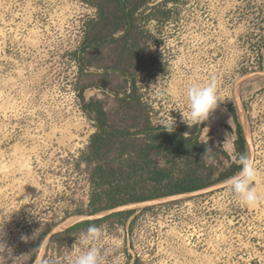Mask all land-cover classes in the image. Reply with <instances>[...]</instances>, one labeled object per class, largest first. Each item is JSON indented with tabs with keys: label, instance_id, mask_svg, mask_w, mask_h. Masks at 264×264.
<instances>
[{
	"label": "rangeland",
	"instance_id": "obj_1",
	"mask_svg": "<svg viewBox=\"0 0 264 264\" xmlns=\"http://www.w3.org/2000/svg\"><path fill=\"white\" fill-rule=\"evenodd\" d=\"M131 2L142 3L135 56L126 31H114L117 0H0V240L11 249L0 264H63L92 225L103 232L105 264H264V0ZM213 77L222 101L189 125L177 109L187 116L186 88ZM90 100L102 103L109 129L127 132L97 153ZM231 108L260 201L245 206L226 187L240 169L156 196L165 182L134 165L147 128L174 120L172 132L199 136L216 178L241 165ZM151 158L170 178L183 175L173 153L153 147ZM100 163L111 184L96 183ZM94 189L102 197L92 205Z\"/></svg>",
	"mask_w": 264,
	"mask_h": 264
},
{
	"label": "trees",
	"instance_id": "obj_2",
	"mask_svg": "<svg viewBox=\"0 0 264 264\" xmlns=\"http://www.w3.org/2000/svg\"><path fill=\"white\" fill-rule=\"evenodd\" d=\"M141 7V2L132 3L131 0H117V7L113 12L115 19L118 21V26L114 28V31L121 29L126 31V34L122 36V39L130 42L129 50L131 56L138 54V33L137 27L135 26V14H137ZM103 13L104 12L102 11V16H104ZM130 39H132V41H129ZM95 41L97 42L98 39H95ZM82 99L85 101L84 97H82ZM85 105L88 109L95 107L93 110L96 114L95 119L97 121L99 131L92 136L90 142V146L94 153H97L98 151H101L103 148H105L114 137L125 136L127 134V132L124 131L109 129L106 112L100 101L90 100L89 102H86ZM231 113L233 114L237 125V138L234 142V145L236 152L238 153L239 157H241L242 155H245L246 139L243 134L242 126L238 122L237 114L233 108H231ZM147 131L149 133L148 140L150 144H146L144 147L140 148V153L138 154L139 161L137 160L134 165L138 164L141 169H145L151 173L153 175L152 180L154 183L162 185L165 182L167 191L156 196L195 191L209 186L217 181L224 180L235 174L241 168V165H237L229 171L221 172L216 178H212L213 170L212 168L210 169L206 167L207 161L205 159V155L211 151L212 148L209 144L202 142L199 136H185L181 132H168L163 128L155 126H149ZM153 147L161 148L162 150L171 152L175 157L182 159L184 166L183 175L176 179H172L169 177V174L165 168L159 167L157 164L151 162V150ZM208 149L209 151H207ZM200 170H209L210 173L207 175H200L198 174ZM95 171L98 174V181L96 180L98 185L103 186L111 184L110 179L111 175L113 174L109 173V169L107 167L105 168L104 164L100 163L96 167ZM100 197H102L101 193H98L97 190L94 189V192H92L91 204L95 205L96 200ZM153 197L155 196H138L132 201L145 200ZM114 205H117V203L106 206L103 209L112 206L114 207ZM91 223L93 222L86 221L77 223L69 228L66 232L69 233L72 230Z\"/></svg>",
	"mask_w": 264,
	"mask_h": 264
},
{
	"label": "clouds",
	"instance_id": "obj_3",
	"mask_svg": "<svg viewBox=\"0 0 264 264\" xmlns=\"http://www.w3.org/2000/svg\"><path fill=\"white\" fill-rule=\"evenodd\" d=\"M185 99L184 107L188 110L187 116L184 115L183 109H177L182 112L184 120L189 125L208 120L210 114L218 107V103L222 101L217 94V81L214 77L203 85L199 83L189 85L185 91ZM174 124V120H162L158 126L172 132ZM240 164L239 172L228 178L224 183L236 195L240 203L245 206H254L261 199L256 189L252 187L257 176L255 161L250 156L242 155ZM102 239L103 232L101 228L95 225L89 226L76 240L80 251L75 255L65 256L63 264H105L106 256L104 250L99 246ZM5 253H7V256H5ZM0 257L6 260L11 257V249L2 240H0ZM113 264H119L118 258L114 257Z\"/></svg>",
	"mask_w": 264,
	"mask_h": 264
}]
</instances>
